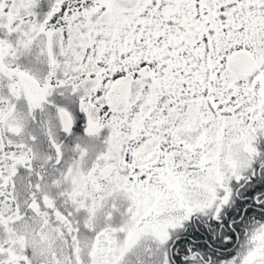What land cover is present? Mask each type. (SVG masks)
I'll list each match as a JSON object with an SVG mask.
<instances>
[{"label":"snow or ice","instance_id":"snow-or-ice-1","mask_svg":"<svg viewBox=\"0 0 264 264\" xmlns=\"http://www.w3.org/2000/svg\"><path fill=\"white\" fill-rule=\"evenodd\" d=\"M0 264H264V0H0Z\"/></svg>","mask_w":264,"mask_h":264}]
</instances>
